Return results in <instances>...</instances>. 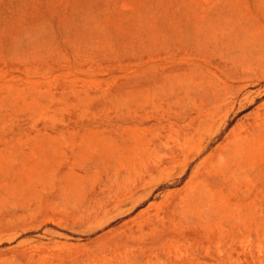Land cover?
I'll return each instance as SVG.
<instances>
[{
	"label": "rangeland",
	"instance_id": "1",
	"mask_svg": "<svg viewBox=\"0 0 264 264\" xmlns=\"http://www.w3.org/2000/svg\"><path fill=\"white\" fill-rule=\"evenodd\" d=\"M0 264H264V0H0Z\"/></svg>",
	"mask_w": 264,
	"mask_h": 264
}]
</instances>
